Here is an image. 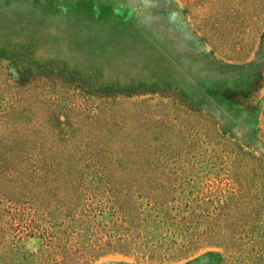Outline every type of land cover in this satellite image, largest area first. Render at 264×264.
Returning a JSON list of instances; mask_svg holds the SVG:
<instances>
[{
  "label": "trees",
  "instance_id": "1",
  "mask_svg": "<svg viewBox=\"0 0 264 264\" xmlns=\"http://www.w3.org/2000/svg\"><path fill=\"white\" fill-rule=\"evenodd\" d=\"M182 2L227 55L245 53L264 27V0ZM37 69L0 86L12 94L0 103V205L40 215V246L27 251L0 229V264H93L110 254L168 263L206 247L224 249L229 264H264V158L163 101L51 97L52 76ZM207 168L230 179L216 195L199 177Z\"/></svg>",
  "mask_w": 264,
  "mask_h": 264
},
{
  "label": "rangeland",
  "instance_id": "2",
  "mask_svg": "<svg viewBox=\"0 0 264 264\" xmlns=\"http://www.w3.org/2000/svg\"><path fill=\"white\" fill-rule=\"evenodd\" d=\"M0 65V86L15 85L22 69L37 74L44 66L55 83L47 82V95L64 101L131 95L197 112L210 121V137L264 158V27L245 53L232 56L211 47L182 0H0ZM4 88L0 103L12 99ZM202 143L192 142L208 147ZM212 171L199 177L212 180L216 195L230 179ZM2 204L0 229L13 231L27 251L38 250L32 228L42 224L40 215L30 220L23 207ZM93 264L229 262L224 249L206 247L168 263L110 254Z\"/></svg>",
  "mask_w": 264,
  "mask_h": 264
}]
</instances>
